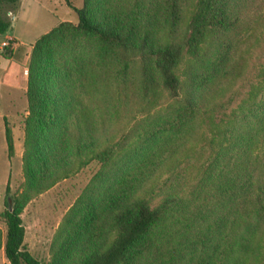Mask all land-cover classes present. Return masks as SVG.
<instances>
[{
  "label": "trees",
  "instance_id": "obj_1",
  "mask_svg": "<svg viewBox=\"0 0 264 264\" xmlns=\"http://www.w3.org/2000/svg\"><path fill=\"white\" fill-rule=\"evenodd\" d=\"M16 2L0 0V34L9 27L1 5ZM65 2L77 21H59L28 52L22 189L11 193L7 182L1 212L0 249L9 263L264 264V65L225 113L264 33V0ZM129 62L138 65L135 86L145 104L159 90L171 98L168 126L147 120L124 130L113 119V88ZM201 119L206 157L195 185L204 202L177 212V194L154 202L178 169L172 152L185 139L175 149L165 144L185 134L198 142ZM91 163L98 169L59 223L50 260L41 262L24 244L23 208Z\"/></svg>",
  "mask_w": 264,
  "mask_h": 264
},
{
  "label": "rangeland",
  "instance_id": "obj_2",
  "mask_svg": "<svg viewBox=\"0 0 264 264\" xmlns=\"http://www.w3.org/2000/svg\"><path fill=\"white\" fill-rule=\"evenodd\" d=\"M71 1L76 7H81L83 3V0ZM1 13L9 21L6 32L0 34V229L4 232L5 222L1 212L5 207L6 184L8 182L11 193H18L22 189L23 182L21 156L24 118L28 113L26 99L28 52L39 35L61 20L76 22L77 14L65 0H17L13 4H2ZM3 40H8V45L13 49L11 52L6 50L7 45L2 46ZM3 53L8 57H4ZM263 65L264 33L250 50L246 69L233 85L235 96L225 108V113H229L247 95L251 85L257 82L258 70ZM137 66L129 62L125 70V81L113 88L117 96L111 108L113 119H118L120 124H123L124 130L135 125L136 121L149 120L156 127L168 126L169 122L166 119L173 115L170 107L171 98L167 92L159 90L155 103L145 104L135 86ZM4 121H7L13 136L12 156L7 152ZM200 122L199 140L195 144L187 134H180L176 142L170 140L165 144V146H174L175 149L182 139H185V143L172 152V158H178L174 162V166L179 164L176 166L178 169L165 187L155 195L154 202L160 200L165 193L177 194L182 198L180 205L175 209L177 212L184 209L187 204L189 206L186 207L193 210L198 203L204 202L199 187L195 185L197 168L206 157L201 146L208 134L205 119L204 121L201 119ZM191 128L192 125H189V129ZM119 136L120 132L117 137ZM97 169V164H89L34 196L23 208L21 216L25 227L24 244L41 262L50 260V245L59 223ZM165 176L166 174L162 179ZM0 264H10L2 249H0Z\"/></svg>",
  "mask_w": 264,
  "mask_h": 264
},
{
  "label": "built area",
  "instance_id": "obj_3",
  "mask_svg": "<svg viewBox=\"0 0 264 264\" xmlns=\"http://www.w3.org/2000/svg\"><path fill=\"white\" fill-rule=\"evenodd\" d=\"M3 45H8V40H3V41H2V46H3Z\"/></svg>",
  "mask_w": 264,
  "mask_h": 264
}]
</instances>
